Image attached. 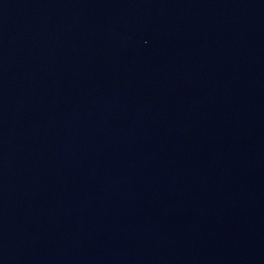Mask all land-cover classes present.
<instances>
[{
  "label": "water",
  "instance_id": "1",
  "mask_svg": "<svg viewBox=\"0 0 264 264\" xmlns=\"http://www.w3.org/2000/svg\"><path fill=\"white\" fill-rule=\"evenodd\" d=\"M0 264H264V0H0Z\"/></svg>",
  "mask_w": 264,
  "mask_h": 264
}]
</instances>
